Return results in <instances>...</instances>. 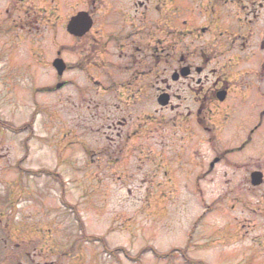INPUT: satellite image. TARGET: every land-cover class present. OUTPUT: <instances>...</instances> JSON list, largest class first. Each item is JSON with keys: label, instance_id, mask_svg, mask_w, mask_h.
Masks as SVG:
<instances>
[{"label": "flooded vegetation", "instance_id": "af4514ba", "mask_svg": "<svg viewBox=\"0 0 264 264\" xmlns=\"http://www.w3.org/2000/svg\"><path fill=\"white\" fill-rule=\"evenodd\" d=\"M5 9L33 40V31L54 24L47 0H10ZM76 16L77 34H67L66 52L56 56L65 63L61 78L86 65L98 70L76 98L80 120L94 119L99 132L92 149L83 147L84 159H92L87 164L104 163L131 181L138 174L142 183L158 175L197 183L238 177L251 186L252 174L263 173L253 164L256 155H245L264 128V0H79L65 26ZM255 57H261L255 74L262 104L244 113L245 87L233 70ZM60 83V89L78 85L63 78L51 90ZM234 131L239 135L230 137ZM22 199L0 193V264L61 263L65 246H55L29 207L18 209Z\"/></svg>", "mask_w": 264, "mask_h": 264}, {"label": "rangeland", "instance_id": "374dc122", "mask_svg": "<svg viewBox=\"0 0 264 264\" xmlns=\"http://www.w3.org/2000/svg\"><path fill=\"white\" fill-rule=\"evenodd\" d=\"M47 1L55 7L50 11L56 17L65 16L79 3ZM8 2L0 0V193L19 194L22 202L36 205L33 211L42 228L50 230L56 247L65 246L58 264H264V207L251 213L239 210L242 202L261 198L264 186L254 191L238 177L232 179L228 187L234 195L244 196L235 205L231 197L220 195L225 185L219 178L199 185L188 179L165 182L158 175L142 183L138 174L132 181L119 178L117 169L104 163L101 168L97 163L84 165L83 147L92 149L89 145L99 132L87 114V122L80 120L82 109L76 98L78 87L86 85L90 75L98 77V70L86 65L68 72L64 80L74 78L77 87L68 83L62 91L47 92L56 86L52 64L57 44L69 38L65 23H57L54 17L49 31L35 30V40L30 39L28 30L17 28L6 12ZM260 58L236 69L238 82L241 79L245 87L244 113L262 104L255 74ZM232 99L238 110L240 94ZM33 118L34 126L30 125ZM234 119L239 124L240 115ZM92 123L96 130L84 134V127ZM15 131L18 135H13ZM263 139L264 128L245 155H256L253 164L262 168L264 158L258 156L264 157V149H259ZM253 168L251 164L246 169ZM199 172L196 167L195 173ZM98 174L101 178L94 179ZM56 197L66 198L83 224L75 221L72 211L59 208ZM102 245L107 251H102ZM108 250L113 252L111 259ZM80 255L83 260L77 259Z\"/></svg>", "mask_w": 264, "mask_h": 264}, {"label": "water", "instance_id": "95a60500", "mask_svg": "<svg viewBox=\"0 0 264 264\" xmlns=\"http://www.w3.org/2000/svg\"><path fill=\"white\" fill-rule=\"evenodd\" d=\"M73 26V24H72ZM71 30V29H70ZM54 66L57 68L60 74L64 71V66L62 64V61L58 60L54 63ZM261 182L260 178H255L253 184H259Z\"/></svg>", "mask_w": 264, "mask_h": 264}]
</instances>
